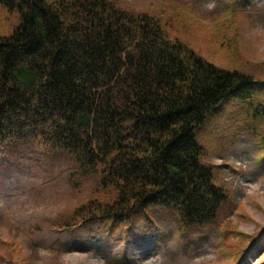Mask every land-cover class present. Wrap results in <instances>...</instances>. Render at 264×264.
I'll return each mask as SVG.
<instances>
[{"label": "trees", "instance_id": "obj_1", "mask_svg": "<svg viewBox=\"0 0 264 264\" xmlns=\"http://www.w3.org/2000/svg\"><path fill=\"white\" fill-rule=\"evenodd\" d=\"M0 5L19 14L0 36V157L35 143L66 150L83 177L98 175L84 201L52 222L109 233L166 218L183 233L214 223L226 190L197 130L221 103L251 101L264 81L172 36L165 9L137 12L115 0Z\"/></svg>", "mask_w": 264, "mask_h": 264}, {"label": "rangeland", "instance_id": "obj_2", "mask_svg": "<svg viewBox=\"0 0 264 264\" xmlns=\"http://www.w3.org/2000/svg\"><path fill=\"white\" fill-rule=\"evenodd\" d=\"M115 1L137 12L165 9L172 36L218 67L264 80V0ZM18 22L17 11L0 5V36ZM258 103H264V91L244 103H221L197 130L204 159L218 166L229 200L214 223L188 238L180 237L170 218L153 229L133 223L126 233L110 234L94 224L56 229L54 217L91 192L92 178H82L64 149L35 143L9 148L0 157V240L9 239L14 249L11 260L0 257V264H264V152L258 135L264 140V120L252 109ZM73 181L82 183L72 187ZM237 248L243 250L239 261ZM8 249L0 241V255Z\"/></svg>", "mask_w": 264, "mask_h": 264}]
</instances>
